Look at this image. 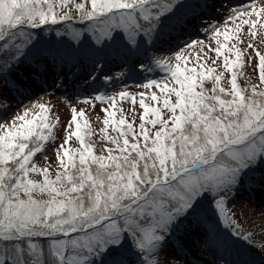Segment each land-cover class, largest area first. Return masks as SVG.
Listing matches in <instances>:
<instances>
[{"label":"snow or ice","instance_id":"snow-or-ice-1","mask_svg":"<svg viewBox=\"0 0 264 264\" xmlns=\"http://www.w3.org/2000/svg\"><path fill=\"white\" fill-rule=\"evenodd\" d=\"M183 3L0 0V264H132L129 251L140 264H180L160 258L167 242L179 239L185 222L199 219L208 196L226 214L228 196L248 171L264 165V53L251 42L247 48L254 55L237 46L245 26L250 38L264 36V5L255 0L231 8L223 27L204 29L215 40L214 48L207 46L215 59L203 50V41H185L178 45L175 63L150 57L140 65L147 73L160 69L164 76L147 77L140 85L147 91L138 93V101L127 91L98 94L95 99L108 101L111 109L117 107V96L133 105L132 119L122 110L118 117L102 109L100 136L106 146L99 154L83 109H71L66 139L55 149L54 175L50 166L34 160L55 139L59 118L50 119L51 107L37 102L27 108L18 102L23 112L5 119L14 111L5 90L19 84L9 77L25 56L22 49L35 38L30 30L88 22L96 44L122 35L138 51L139 40L152 43L148 38L171 26ZM194 20L181 18L184 24ZM198 46L193 61L189 50ZM246 57L249 64L258 60L259 85L238 83L240 77L250 80L243 71ZM217 60L223 71L212 66ZM225 72L230 73L229 87L221 83ZM112 80L104 77L106 83ZM209 80L212 87L206 88ZM137 103L143 110L138 125ZM73 136L80 147H65Z\"/></svg>","mask_w":264,"mask_h":264},{"label":"rangeland","instance_id":"rangeland-1","mask_svg":"<svg viewBox=\"0 0 264 264\" xmlns=\"http://www.w3.org/2000/svg\"><path fill=\"white\" fill-rule=\"evenodd\" d=\"M252 2L253 0H184L182 8L169 21L171 26L163 28L158 36L148 38L153 41L152 43L139 40L138 51L130 49L122 35H116L114 41L103 45L96 44L92 30L87 27L88 22L79 23L72 20L68 27L63 22L60 26H52L50 29H32L30 31L35 34V38L22 49L25 56L19 66L13 69L14 76L9 77L10 80L19 82L13 83L18 86V91H14L17 88L13 87L12 90H5L7 103L14 109L5 119L10 120L15 114L23 112V106L31 108L37 102L51 107L50 119L55 121L56 117L59 118L53 129L55 139L49 140L44 152L37 154L34 160L41 167L50 166V172L54 175L58 164L55 149L66 139L71 109L73 107L77 110L83 109L93 130L90 142L99 154L106 146V141L100 136L105 118L102 109L110 108V105L108 101L96 100L98 94L111 96L127 91L137 94L138 101V93L147 91L140 87L142 82H146L147 77L160 79L164 76L160 69L152 73L145 72L140 66L142 63H149L150 57L169 58L175 63L178 45L190 40L203 41V50L208 52L207 46L214 48L216 45L211 31L205 32L204 29L212 26L223 27L222 21L226 19L231 8ZM255 2L264 5V0ZM182 17H194L195 20L184 24L181 21ZM247 31L248 28L245 26L241 36L242 43H238L237 46L254 55L253 49L247 48V44L251 42L255 49L264 53V36L258 33L257 37L252 39L247 35ZM199 51V46L189 50L190 59L194 61L195 53ZM208 55L212 59L216 58L214 52H208ZM245 60L243 71L250 78L249 80L242 77L245 86L259 84L256 67L258 60L253 59L251 64L247 63V57ZM207 63L211 65V59L207 60ZM212 66L216 67L217 72L224 70L222 60H217L216 65ZM93 76L96 77L95 80L92 79ZM106 76L113 77V80L106 83L104 81ZM229 80L230 73L225 72L222 85L229 87ZM205 87L211 88L212 81H205ZM18 102H23V106L16 107ZM132 108L130 100H121L117 96V107L110 110L116 111L118 117L122 110L128 119H132ZM142 111L137 103L135 106L137 125ZM78 119L83 122V118ZM71 130L74 131V125ZM65 147L76 149L80 147L79 141L73 136ZM256 169L257 173L248 171L243 182L228 196L226 214L215 206L212 196L204 199L202 203L207 204L208 209H200L198 220L185 222V227L177 234L179 239L173 237L169 240L160 253V258L179 260L180 264L192 262L211 264L206 252L203 256L192 253V247L196 243L192 236L200 237V232L204 243H207L209 239L202 235L209 227L214 234L212 238L217 237L228 249L224 251L227 254L225 264H264V212H260L264 209V182L261 174L264 173V165ZM32 178L42 180L43 176L33 174ZM191 228V234L187 233V229ZM128 255L132 264H140V259L134 251H129ZM0 258L4 257L0 255ZM5 264L9 262L5 260Z\"/></svg>","mask_w":264,"mask_h":264},{"label":"bare ground","instance_id":"bare-ground-1","mask_svg":"<svg viewBox=\"0 0 264 264\" xmlns=\"http://www.w3.org/2000/svg\"><path fill=\"white\" fill-rule=\"evenodd\" d=\"M260 212L263 213L264 209L262 211H260ZM202 227H203V225H202ZM187 230H188L187 233L190 232V234H191L192 228L191 229H187ZM199 234H202V233L199 232ZM202 236L208 238L209 237V233L203 234ZM192 237L194 239V242H196L193 245V247H192V253H195V254L203 256L204 253L206 252V254L208 255L209 259L213 260L215 262L214 264H219L218 261H217L216 255L214 254V252L212 250L211 242L208 240L207 243H204V240L201 237H198V238H195V236H192ZM226 250H228V249L225 248V251ZM218 253H221V252H218ZM225 256H226V254H225ZM184 258H186V257H184ZM223 259H225V258H223ZM202 263L203 264H207V262L206 263L202 262ZM192 264H194V263L192 262ZM221 264H224V262H221Z\"/></svg>","mask_w":264,"mask_h":264},{"label":"trees","instance_id":"trees-1","mask_svg":"<svg viewBox=\"0 0 264 264\" xmlns=\"http://www.w3.org/2000/svg\"><path fill=\"white\" fill-rule=\"evenodd\" d=\"M70 23H71V21L65 22L66 27H68L70 25ZM51 28H53V27H51ZM238 83H240L241 86H245L244 79L242 77L238 78ZM257 85H259V84L257 83ZM201 208H207L208 209V206H207V204L202 203ZM208 211H210V210H208Z\"/></svg>","mask_w":264,"mask_h":264}]
</instances>
